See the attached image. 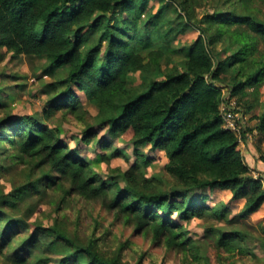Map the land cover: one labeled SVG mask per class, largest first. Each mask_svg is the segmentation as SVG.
<instances>
[{"label":"trees","instance_id":"trees-1","mask_svg":"<svg viewBox=\"0 0 264 264\" xmlns=\"http://www.w3.org/2000/svg\"><path fill=\"white\" fill-rule=\"evenodd\" d=\"M192 1L181 0V5L199 34L179 48L172 45L175 28L190 23L168 22L167 3L149 13V0H0V48L44 57V74L67 72L45 84L55 92L46 115L60 108L78 115L83 92L96 106L100 123L111 134L123 135L139 157L122 172L125 184L120 185L100 177L56 126L30 114L0 115V181L18 163L26 168L8 192L0 183V264H126L120 255L102 251L97 239L84 243L70 231L60 210L72 194L101 199L108 212L191 261L220 264L226 256L247 255L234 243L237 233L227 231L202 253L181 220L210 211L204 197L187 198L197 191L230 190L245 198L243 215L264 203V150L254 148L248 129L240 139L228 128L221 109L230 96L242 101L248 88L255 91L264 81V57H255L264 40V18L255 15L252 0H227L225 9L197 19ZM117 12L128 16H109ZM223 37L235 48L221 59L216 46ZM179 49L184 58L173 63L169 54ZM137 72L142 81L131 85L129 77ZM228 73L231 93L225 99L221 83ZM252 106L243 101V114ZM256 118L254 128L262 134L264 111ZM94 135L85 129L82 140L88 144ZM244 138L252 151L241 150ZM148 145L165 153L163 175L149 177L143 170L150 161L140 150ZM256 150L261 172L254 175L250 159L257 158ZM58 193L62 198L52 224L30 222L34 199Z\"/></svg>","mask_w":264,"mask_h":264},{"label":"rangeland","instance_id":"rangeland-1","mask_svg":"<svg viewBox=\"0 0 264 264\" xmlns=\"http://www.w3.org/2000/svg\"><path fill=\"white\" fill-rule=\"evenodd\" d=\"M166 3L168 6L164 10V17L168 22L171 21L175 26L182 21L189 22L181 5V0H164L162 2L149 0L147 10L150 11L149 13L157 12L160 4ZM226 3H228L227 0H193L191 4L192 8L196 10L197 19H202L208 11L225 9ZM252 5L255 15L264 18V0H252ZM113 15L120 19L128 16L127 12L109 14L111 17ZM193 18L195 19L194 16ZM168 22L164 24L165 28L169 27ZM198 34L197 26L192 23L189 26H184L182 30L175 28V35H172V38L175 37L172 45L180 48L194 40ZM234 48L235 46L227 37H223L216 46L221 59L230 55ZM258 49L255 57L260 58V55L264 57V40L260 41ZM146 52L147 50H144L143 53ZM169 55L173 63H178L184 58V52L180 49ZM45 64L46 59L44 57L16 55L8 52L6 48H0V115L5 112L13 115L30 114L36 116L42 123L56 126L64 139L68 141L69 146L74 148L81 157L88 160L93 170L100 177L108 181H118L120 185L125 184L121 178L122 172L129 167L130 161L134 162L139 159L138 155L134 153L132 143L126 140L123 135L111 134L108 131V126L100 123L97 118L96 106L90 104L83 92H79L81 106L78 108V115L70 113L67 108H60L47 116L46 114L52 105L49 98L55 92L49 91L45 84L66 77L67 72L66 70H58L53 74H44L42 69ZM230 75L231 73H228L226 82L221 83L226 86L223 89L225 99L231 93V89H228L230 88L228 83ZM129 81L131 85L140 84L142 81L141 73L137 72L130 75ZM247 91L248 95L242 101L237 96H230L229 101L233 105L234 111L238 112L237 122L240 133L242 134L243 129H248L246 131L247 136L252 138L254 148H257L258 145L260 150H264V133L259 134L254 128L258 122L257 115L264 111V81L257 86L255 91L250 88ZM245 100L248 101L249 105L253 104V108L250 112L243 114L241 105ZM221 109L223 110L222 107ZM89 128L95 132V135L87 144L82 140V137L83 131ZM236 132L239 133V131ZM247 143L245 138L243 142H240L242 151L246 149L252 151ZM140 151L143 153V157L150 161L148 165L143 167L146 174L149 177L163 175L167 163L165 153L154 150L149 145L142 147ZM115 152L117 153L114 154ZM257 152V158L253 156L250 159L251 165L255 168L254 175L261 172L257 168L259 166L258 161H260V152L259 150ZM25 169V165L18 163L7 176V180L3 178L0 181L5 192H8L14 185L11 182L12 179L20 181ZM263 174L264 172H262V177ZM196 196L198 198L204 197L205 204L210 208V211L203 217H189V219L181 220V223L201 252L205 253L210 244L216 243L221 232H236L237 238L234 243L244 247L247 255L244 258L238 257L236 259H230L226 256L220 264H264V203L255 212L243 215L242 209L245 198L234 197L230 190L216 188L197 191L189 193L187 198L191 199ZM61 198L62 193L51 197L44 195L40 199L35 198L34 203L37 206L30 215L29 221H41L44 225L52 224L58 215L56 206ZM62 205L63 209L60 210V215L65 217L64 220L72 233H76L84 243L90 239H97L98 246L102 251L108 252V255H120L122 262L126 264H207L191 261L192 258L186 259L184 254L164 246L161 240H155L142 231H138L135 225L130 224L113 212H108L101 199L87 200L72 194V196L67 197L66 202ZM214 211H217L218 214H213ZM172 217L179 219L176 213L172 214Z\"/></svg>","mask_w":264,"mask_h":264},{"label":"built area","instance_id":"built-area-1","mask_svg":"<svg viewBox=\"0 0 264 264\" xmlns=\"http://www.w3.org/2000/svg\"><path fill=\"white\" fill-rule=\"evenodd\" d=\"M233 105L230 104V101H225V103H223L222 108H223V117H224V121H225V125L234 130V131H239V137L240 139L242 138L241 133H240V128L237 122L238 119V112L234 111V108L232 107Z\"/></svg>","mask_w":264,"mask_h":264},{"label":"crops","instance_id":"crops-1","mask_svg":"<svg viewBox=\"0 0 264 264\" xmlns=\"http://www.w3.org/2000/svg\"><path fill=\"white\" fill-rule=\"evenodd\" d=\"M250 139H251V141H252V138H250ZM251 141H250V142H251ZM245 152H249V150H248V149H246V150H245Z\"/></svg>","mask_w":264,"mask_h":264}]
</instances>
